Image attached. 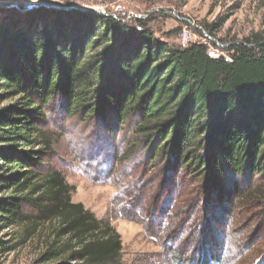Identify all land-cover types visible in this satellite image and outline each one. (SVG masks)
Wrapping results in <instances>:
<instances>
[{"label":"trees","instance_id":"16d2710c","mask_svg":"<svg viewBox=\"0 0 264 264\" xmlns=\"http://www.w3.org/2000/svg\"><path fill=\"white\" fill-rule=\"evenodd\" d=\"M207 50L111 13L38 7L0 21V226L22 244L45 228L38 264H121L122 255L114 228L73 203V188L44 165L53 142L41 124L55 103L67 118L128 130L182 181L174 190L226 184L229 197L264 210V38L231 44L229 63Z\"/></svg>","mask_w":264,"mask_h":264},{"label":"rangeland","instance_id":"374dc122","mask_svg":"<svg viewBox=\"0 0 264 264\" xmlns=\"http://www.w3.org/2000/svg\"><path fill=\"white\" fill-rule=\"evenodd\" d=\"M38 7L111 13L130 23L139 18L173 46L187 28L192 43L225 55L231 44L264 38V0H0V21ZM41 125L53 142L44 165L73 188V203L114 228L121 264H264L259 202L240 203L226 184L212 191L214 185L206 190L188 180L186 193L174 190L170 183L182 181L151 163L128 130L106 132L94 121L67 118L58 103L45 110ZM43 235L45 228L22 244L18 230L0 226V264H38Z\"/></svg>","mask_w":264,"mask_h":264},{"label":"built area","instance_id":"2783aa9c","mask_svg":"<svg viewBox=\"0 0 264 264\" xmlns=\"http://www.w3.org/2000/svg\"><path fill=\"white\" fill-rule=\"evenodd\" d=\"M176 20L181 21L178 17H176ZM191 43H192L191 33L187 28H185L179 34V45L181 47H186ZM218 46L221 47L220 45H218ZM206 53H207V56L213 60H221L222 59V60H224V62H227V63H229L231 61L230 57L228 55L220 53L217 47L216 48L208 47V50Z\"/></svg>","mask_w":264,"mask_h":264},{"label":"water","instance_id":"95a60500","mask_svg":"<svg viewBox=\"0 0 264 264\" xmlns=\"http://www.w3.org/2000/svg\"><path fill=\"white\" fill-rule=\"evenodd\" d=\"M99 15L104 16L105 14L104 13H99Z\"/></svg>","mask_w":264,"mask_h":264}]
</instances>
